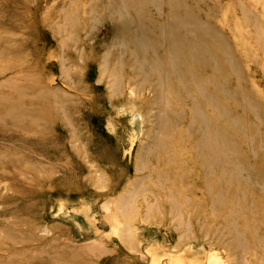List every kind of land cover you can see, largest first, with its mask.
I'll return each instance as SVG.
<instances>
[{
	"label": "rangeland",
	"instance_id": "obj_1",
	"mask_svg": "<svg viewBox=\"0 0 264 264\" xmlns=\"http://www.w3.org/2000/svg\"><path fill=\"white\" fill-rule=\"evenodd\" d=\"M91 2L0 0V264H264V200L256 197L249 209L239 199L242 214H258L227 223L237 206L212 208L206 195L195 193L207 205L184 196L195 192L190 130L202 131L194 98L172 110L180 121L174 126L165 123L171 114L153 104L152 88H136L131 70L102 75L99 46L113 36L108 22L92 27L80 17ZM193 4L203 9L201 18L217 23L241 69L223 83L243 89L258 107L256 114L245 101L220 93L222 106L247 128L245 134L230 130L240 155L264 178V0ZM77 15L85 25L79 49L87 44L93 56L78 61L84 73L75 89L76 70L63 62L77 50L61 41H69ZM213 86L206 82L202 89ZM192 96L212 112L204 98ZM10 108L25 119L3 117ZM233 185L224 194L236 198L242 184ZM255 192L245 189L248 199ZM246 228L240 239L232 234Z\"/></svg>",
	"mask_w": 264,
	"mask_h": 264
},
{
	"label": "bare ground",
	"instance_id": "obj_2",
	"mask_svg": "<svg viewBox=\"0 0 264 264\" xmlns=\"http://www.w3.org/2000/svg\"><path fill=\"white\" fill-rule=\"evenodd\" d=\"M70 6L66 7L65 11ZM75 11L79 12L78 5ZM80 13V17L87 18L92 27L103 22H108L110 25L113 39L111 43H102L99 46L102 54H97V63L104 66L103 70L101 69L102 75L107 72L113 73L116 77L125 69L131 70L135 74L132 82L136 88L140 90L145 86L152 88L153 104L171 114L167 117L169 121L166 119L165 123L177 126L179 120L172 110L179 108V104L185 103V99L194 98L193 112L200 119L202 131L194 133L190 130V135L195 137L191 149L195 153L196 161H188V163H191L189 173L193 176L191 181L195 192H191L189 198L187 194L184 196L197 204H210L212 208L220 206L221 209L225 202L228 207L237 206L235 211L227 212L228 215L225 217L227 223L237 216L254 218L258 213L249 210V213L242 214L238 200H247L249 209L254 205L256 197L264 200V178L240 155V144L234 139L230 130L234 127V133L245 134L247 128H244L243 121L236 117L229 107L226 110L222 106L225 103H221L220 93L245 101L246 110L256 114L258 107L252 103L243 89L233 90L229 84L226 85L222 81V78L230 77V73L239 75L241 69L237 65L231 45L223 36V32L216 28L217 23L201 18L203 9L195 7L193 0L191 5L185 0H92L90 6L83 7ZM80 17L77 15L76 19L70 21L75 29L70 33L69 41H61L65 47L73 43L76 48L73 47L77 50L73 54H67L68 57L66 56L63 62L66 67H73L76 70L73 85L75 89L82 86L81 79L84 73V68L82 73L80 72L78 61L93 56L87 44L84 45V51L81 50L83 48L79 49V45L86 43L82 37L85 25ZM93 31L94 28L90 29L89 33H94ZM63 33L64 30L61 35ZM114 56L117 57L113 58ZM154 78L157 79L155 86L152 81ZM206 82L214 85L210 92L202 89V85ZM118 90L121 92L119 87ZM193 93L204 98L212 107V112L208 113L198 106L196 98L192 96ZM177 95L179 98L176 97ZM176 101L178 105L173 104ZM144 103L148 106L152 105L145 99ZM61 111L66 120L64 107ZM2 115L6 119L17 121L25 119L18 109L13 108L6 110ZM223 120L226 123H222ZM167 179L169 180V177ZM234 181L242 184L241 189H236V198L224 194L227 188H231V184L234 186ZM248 187L256 191L249 199L245 195V189ZM196 192L206 195L207 204L202 197L195 194ZM154 194L158 197L156 192H153ZM181 196L183 193H180ZM165 208L171 209V203ZM220 209L217 212L219 215ZM174 211L178 212L176 208ZM183 215L185 213L181 212L180 216ZM246 231L248 233L247 228L241 233L232 234H235L236 239H240L245 236ZM97 246L99 248L98 244ZM97 246L95 245L96 248ZM249 247L248 250L251 248ZM43 250V254H54V257L58 255V251L54 252L48 248ZM63 260L69 262L67 256Z\"/></svg>",
	"mask_w": 264,
	"mask_h": 264
}]
</instances>
